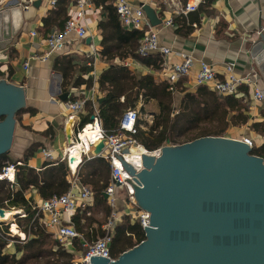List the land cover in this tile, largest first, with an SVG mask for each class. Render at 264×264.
Instances as JSON below:
<instances>
[{"label":"crops","instance_id":"1","mask_svg":"<svg viewBox=\"0 0 264 264\" xmlns=\"http://www.w3.org/2000/svg\"><path fill=\"white\" fill-rule=\"evenodd\" d=\"M83 1L85 13L81 23L87 27L86 34L83 37L69 34L66 47L52 52L44 61L29 57L46 50L44 44L46 36L52 30L62 29L65 21L74 15L75 0H55L53 5L51 0L0 2V10L14 8L19 16L15 26L12 21L10 43L0 51L2 71L0 78L22 86L25 96V106L15 116L13 139L7 152L13 162L20 164L25 160L28 166L39 171L47 161L40 153L41 148L51 149L57 159L68 156L71 146L68 144L65 126L71 120L70 127L75 138L78 134L80 137L85 125L94 122V117H97L98 121V108L104 99V92L98 87V79L111 65L127 66L138 78L151 74L155 82H162L166 80L159 76V71L180 62L183 56L190 55L194 64L189 74L181 78L180 83L176 82L178 87H183L185 91L196 89L193 76L200 61L209 63L220 77L229 62L234 63L233 74L236 77L246 76L255 70L261 75L257 84L264 89V76L259 72L262 62L258 63L259 58L264 56L261 50V46L264 49V31L260 33L262 36L259 34V30L264 27V0H128L136 7L149 6L160 21L159 24L151 26L157 31L159 45L168 48L169 52L163 55L156 53L161 58L160 68L157 70L128 53L130 50L128 45L132 41L124 43L117 39L110 18L109 10L113 6L111 0ZM186 4H194L196 9L183 12ZM144 13L150 23L145 11ZM169 19L173 24L165 25V21ZM120 26L123 30H128L121 24ZM105 36L108 37V44L111 46L108 56L101 53ZM254 48L256 50L253 53ZM26 60L29 63L28 68L23 66ZM239 89L249 94L250 89L247 86L241 85ZM71 98L85 100L86 104L84 103V107L78 112L67 111L65 102ZM119 100L123 102L124 96ZM246 101L249 104L248 123L240 127L230 126L226 131L227 137L236 138L238 134L248 129L250 120L262 118L259 111L264 107V103H254L248 96ZM137 104L141 111L144 108V112L152 116V121L159 112L156 101L152 98L146 100L142 93L138 95L135 106L128 109L136 110ZM138 127L142 129L141 124H138ZM254 138L256 144L264 141V137L258 134ZM89 142L93 143L92 140ZM138 144L141 145L137 141ZM83 145L80 162L75 167L77 171L75 178L78 180L77 185L80 186L82 184L78 173L82 160L84 157H94L91 155L89 145L86 146L85 143ZM30 148L33 150L25 156ZM63 160L69 167L67 159ZM69 169L70 176L67 180L70 188L74 176L70 167ZM72 188L77 192V186L73 185ZM121 192L123 191H119V195ZM124 195L117 202L118 209L123 208L125 191ZM26 197L31 198V205L43 199L34 188L26 191ZM63 218L66 219L67 215L63 214ZM43 220V216L40 215L38 221L42 225ZM72 248L74 253L78 252L73 244Z\"/></svg>","mask_w":264,"mask_h":264},{"label":"water","instance_id":"2","mask_svg":"<svg viewBox=\"0 0 264 264\" xmlns=\"http://www.w3.org/2000/svg\"><path fill=\"white\" fill-rule=\"evenodd\" d=\"M143 10L151 25L160 23L149 6ZM14 12L0 10V51L10 43ZM24 106L22 86L0 78V155L10 149L15 116ZM70 122L65 134L72 146L82 140L73 138ZM88 145L99 156L104 139ZM251 149L235 138L206 135L145 149L140 166L115 154L149 224L138 244L111 259L90 255V263L264 264V157ZM6 210L0 207V217Z\"/></svg>","mask_w":264,"mask_h":264},{"label":"trees","instance_id":"3","mask_svg":"<svg viewBox=\"0 0 264 264\" xmlns=\"http://www.w3.org/2000/svg\"><path fill=\"white\" fill-rule=\"evenodd\" d=\"M109 11L117 39L124 43L132 41L128 45L130 48L128 53L156 70L160 68L161 58L158 54L142 56L137 53L143 30H123L114 6ZM110 50L108 37L105 36L101 53L108 56ZM98 87L104 92V99L99 105L97 116L106 134L120 133L119 119L123 112L135 106L140 93L146 100L152 98L156 101L159 112L155 115L153 124L147 130L138 127L134 134L138 143L147 150H155L167 142L174 144L179 139L178 143L181 144L206 135L226 136L230 126L240 127L249 121V104L246 100L232 95H218L206 86H197L194 91H185L183 87H180L181 89L178 87V83L170 85L168 81L155 82L151 74L138 78L124 65H111L104 70L99 76ZM177 93L181 98L178 105H175L174 95ZM121 96H124L123 102L119 100ZM142 110L144 111V108ZM174 110L176 112L172 114ZM259 113L262 118L250 120L248 128L264 137V107ZM137 123L145 124L140 119ZM32 150V148L29 152L27 150L25 156ZM251 154L264 157V141L255 143ZM9 164L15 165V178L13 183L0 179V207L21 209L25 213L24 216L16 217V223L27 234V238L22 242L18 236H11L8 231L9 224L0 221V264H75L74 252L64 248L55 238H51L52 234L35 216V210L30 203L31 198L26 197V191L30 188H34L43 199L65 193L70 186L67 180L70 169L66 161H46L42 169L37 171L28 166L25 160L16 164L9 159L7 153H4L0 155V174ZM109 173L108 160L100 156L84 157L79 168V181L92 192V201L78 209L72 216V224L83 236V241L88 243L104 235L102 226L111 210L103 194L109 183ZM90 209L93 213L86 215ZM144 237V230L139 222L132 221L129 216L124 215L115 227L110 243L111 256L117 257L121 252L138 244ZM9 239L14 241V251L11 253L3 250ZM80 240L73 239L75 249L80 247L82 241Z\"/></svg>","mask_w":264,"mask_h":264},{"label":"built area","instance_id":"4","mask_svg":"<svg viewBox=\"0 0 264 264\" xmlns=\"http://www.w3.org/2000/svg\"><path fill=\"white\" fill-rule=\"evenodd\" d=\"M2 2V0H0ZM114 6L118 19L123 27L128 30H143V35L140 38L137 53L142 56L149 55L151 53L167 54L169 49L160 46L158 43L157 31L153 29L149 21L145 17L142 6H133L128 0H111ZM55 0H51L53 5ZM27 7L26 5H23ZM196 9L194 4H186L182 9L183 12L193 11ZM85 13V2L83 0H75V13L72 17H69L62 29L52 30L45 38L44 44L46 50L41 54H33L29 59L46 60L52 52L63 50L67 43V36L74 34L76 37H83L87 32L85 24L81 23V20ZM172 21L166 20L165 25H172ZM264 31V27L259 30V34ZM33 34V33H32ZM194 64L192 56H183L180 62L171 64L165 70L159 71V76L163 77L170 84H175L184 76H187ZM28 60L23 63L24 68H28ZM234 63L229 62L225 66V72L222 77L213 69V67L205 62L200 61L199 67L194 73L193 82L195 86H206L209 90L215 92L218 95H232L236 98L246 100L247 96L254 103H264V89L261 88L257 82L261 78V75L254 70L251 74L243 77H236L233 74ZM264 82V81H263ZM245 85L249 90V94L240 91V86ZM85 100H68L65 102V108L70 112H78L84 107ZM138 112L133 109H128L121 115L119 119V134H106L103 129L100 120L94 117V122L99 127V139H104V148L100 152V157H104L109 163V183L103 190L104 198L110 206V214L107 217L102 228L104 235L97 238L91 243H87L86 248L80 253L75 264H91L90 255H100L109 259L113 258L110 252V243L115 233V227L121 218L126 215L131 218L132 221H138L141 227L144 229V225L149 224V213L141 209L135 202L133 197V189L128 183V179L131 176L123 168L121 160L116 156H120L127 161V153L132 146L137 145V141L134 138L138 129ZM235 139L240 140L250 148L255 145V139L250 133H242ZM40 153L44 160L57 161L70 157V155L62 156L59 159L55 158L53 151L49 148H41ZM116 154V155H115ZM18 164V163H16ZM71 168V173L74 176L72 180V186L68 191L61 195H53L48 199H42L41 201L34 203L32 209L35 210V216L39 218L43 216L42 221L44 227L52 234V236L66 248L72 250V241L74 238H79L83 241V236L78 233L72 224V216L78 211L79 208H83L86 204L92 200V192L84 185H77V179L75 178L77 171L73 170L70 162H68ZM9 169H13V177L6 176ZM1 178L7 179L8 182L13 183L15 178V165L9 164L2 169ZM128 178V179H127ZM73 185L77 186V192L73 191ZM123 188L126 193V199L122 209H118V195L120 189ZM63 214L67 215V218H63ZM81 251H78V253Z\"/></svg>","mask_w":264,"mask_h":264},{"label":"bare ground","instance_id":"5","mask_svg":"<svg viewBox=\"0 0 264 264\" xmlns=\"http://www.w3.org/2000/svg\"><path fill=\"white\" fill-rule=\"evenodd\" d=\"M18 12H14L13 15H12V21L14 23V26L15 24H17L18 22ZM256 50V48H254L252 50V52L254 53ZM261 50H262V54L264 55V49L263 47L261 46ZM262 59L259 58V64L261 62ZM264 60L263 62L261 63L260 67L259 68V72L264 76ZM80 138L82 140V142H76L74 145H72L70 148H69V151H68V155L70 156H73L74 159L72 162H70L71 164V167L73 168V170L75 169V167L79 164L80 162V151H81V148L84 146L83 144L85 143L86 146H88L89 144V141L92 140V142L95 144L97 143L100 139H99V127L97 126V124L95 123H92V124H89V125H85V127L83 128V130L81 131L80 133ZM142 153H145V149L144 147H142L141 145H135V146H132L128 153H127V158L133 162L135 165H141V160H142ZM1 175V174H0ZM6 176H8L9 178H12L13 177V169H9ZM2 176H0L1 178ZM17 212L21 211L20 209L16 210ZM23 212H19V213H16L14 210H10V209H7L5 212H4V215L2 217H0L1 220L5 221L6 223H9L11 224L10 227L13 229V232L14 233H19L21 236H23L24 234L23 233H20L19 230H17V225L16 223L13 222V215L15 214H22Z\"/></svg>","mask_w":264,"mask_h":264},{"label":"rangeland","instance_id":"6","mask_svg":"<svg viewBox=\"0 0 264 264\" xmlns=\"http://www.w3.org/2000/svg\"><path fill=\"white\" fill-rule=\"evenodd\" d=\"M259 57H260V55H259ZM260 59H262L261 62H263V60H264V56L261 57ZM261 62H260V63H261ZM180 98H181V95H180V94L177 93V94L174 95V103H175V105H178V103H179V101H180ZM136 110H137V112H138L139 119H140V120H143V121L145 122V124H141L142 129H144V130L148 129L149 125H151L152 122H153V121H152V116L149 115V114H147V113L144 112L143 110L141 111V110H140V107L138 108V104H137V108H136ZM175 112H176V110H174L172 114H174ZM244 132H246V133H250V134L253 136V138H254L255 135L257 134L255 131L250 130L249 128L246 129V130H244V131H242L241 134L244 133ZM254 139H255V138H254ZM179 140H180V139H179ZM179 140H178L176 143H174V144H180V143H178ZM255 140H256V139H255ZM257 141H258V140H257ZM255 143H256V142H255ZM165 144H167V143H164L163 145H165ZM169 144H172V145H173V143H169ZM4 180L7 182V179H6V178H5ZM10 183H11V182H10ZM120 191H123V192H121V193H122L121 195H118V201H119V199H122V198L125 196V195H124V191H125V190H124L123 188H121ZM10 210H14L16 213L21 212V211L17 212L16 210H18V209H15V208H11ZM92 213H93V210L90 209L89 212H86V215H87V214L90 215V214H92ZM24 214H25V213L23 212L22 214H18V215H16V216L13 215V218H12V219H13V222L16 223V217H17V216H24ZM96 215H97V214H96ZM5 224H7V223L5 222ZM10 225H11V224H9V226H8L9 234H10L11 236H13V237L18 236V238L20 239V241L24 242V240L27 238V237H26L27 234L22 230L21 226H19V225L16 223V225H17V230H19L20 233L25 234V236H24V235L21 236L19 233H14V232H13V229L10 227ZM51 238H54V237L51 236ZM81 243H82V244L80 245V247L77 248L78 251H81V252H79V253H78V252L74 253V260H77V259H78L80 253H82V252L84 251V249L86 248L88 242H86V241H82ZM3 250H4V252H9V253L13 252V251H14V241L11 240V239L7 240V243H6V245H5V247H4ZM19 255H20V253H19Z\"/></svg>","mask_w":264,"mask_h":264}]
</instances>
